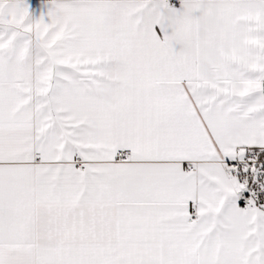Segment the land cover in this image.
<instances>
[{"label": "snow or ice", "instance_id": "snow-or-ice-1", "mask_svg": "<svg viewBox=\"0 0 264 264\" xmlns=\"http://www.w3.org/2000/svg\"><path fill=\"white\" fill-rule=\"evenodd\" d=\"M0 264H264V0H0Z\"/></svg>", "mask_w": 264, "mask_h": 264}]
</instances>
